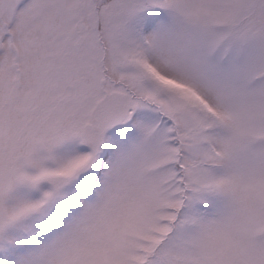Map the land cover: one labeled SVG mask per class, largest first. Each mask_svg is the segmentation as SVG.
I'll return each mask as SVG.
<instances>
[{
	"label": "rangeland",
	"instance_id": "374dc122",
	"mask_svg": "<svg viewBox=\"0 0 264 264\" xmlns=\"http://www.w3.org/2000/svg\"><path fill=\"white\" fill-rule=\"evenodd\" d=\"M0 264H264V0H0Z\"/></svg>",
	"mask_w": 264,
	"mask_h": 264
},
{
	"label": "water",
	"instance_id": "95a60500",
	"mask_svg": "<svg viewBox=\"0 0 264 264\" xmlns=\"http://www.w3.org/2000/svg\"><path fill=\"white\" fill-rule=\"evenodd\" d=\"M95 119L93 118L92 121H94ZM95 127V126H94Z\"/></svg>",
	"mask_w": 264,
	"mask_h": 264
}]
</instances>
